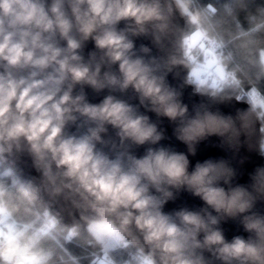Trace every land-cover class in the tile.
I'll list each match as a JSON object with an SVG mask.
<instances>
[{
  "label": "water",
  "instance_id": "obj_1",
  "mask_svg": "<svg viewBox=\"0 0 264 264\" xmlns=\"http://www.w3.org/2000/svg\"><path fill=\"white\" fill-rule=\"evenodd\" d=\"M183 25L176 0H0V149L61 226L109 220L153 264H264L258 116L188 82Z\"/></svg>",
  "mask_w": 264,
  "mask_h": 264
},
{
  "label": "trees",
  "instance_id": "obj_2",
  "mask_svg": "<svg viewBox=\"0 0 264 264\" xmlns=\"http://www.w3.org/2000/svg\"><path fill=\"white\" fill-rule=\"evenodd\" d=\"M176 1L184 20L182 37L199 28L203 45L219 55L228 74L217 86H210L208 82L194 83L187 77L188 82L200 91L248 101L264 126V63L260 58L264 51V0ZM203 38H213L214 47L203 42ZM190 51L202 59L203 49L199 44ZM184 57L190 67L194 62ZM252 87L263 105L252 104L247 98L245 92ZM259 152L264 160V129ZM0 207L7 212L13 235L8 238L0 235V264H16L21 254L32 258V263L27 264H106L97 257L102 244L88 222L74 227L56 223L10 168L1 149ZM44 219L52 223L50 229L45 228ZM9 250L12 254L6 258ZM144 255L125 238L106 250L107 258L117 264H138Z\"/></svg>",
  "mask_w": 264,
  "mask_h": 264
},
{
  "label": "rangeland",
  "instance_id": "obj_3",
  "mask_svg": "<svg viewBox=\"0 0 264 264\" xmlns=\"http://www.w3.org/2000/svg\"><path fill=\"white\" fill-rule=\"evenodd\" d=\"M182 8H184L183 5ZM202 37L203 33L199 28L182 37L183 53L188 57L189 61L194 62L188 68L187 77L194 83L202 84L204 82H208L210 86H217L221 80L227 79L228 74L221 63L219 55L209 46L203 45ZM196 44H199V46L203 49L202 59L198 58L192 53V51H190V49ZM260 58L264 63V51H261ZM245 94L252 104L263 105L262 99L255 88H249ZM7 218V212L0 207V235L3 234L8 238L13 235L11 234V222H9ZM4 225L6 226L5 232L3 231ZM88 227L101 242L102 246H104L103 248L105 250H107V247L109 248L115 243L124 240L122 233L118 231L109 220H91L88 221ZM11 254L12 250H9L5 253V257L10 258ZM16 261H18L16 264H27L32 263L33 260L29 255L21 254L19 256V260ZM150 263L152 264L151 260L147 261L145 264Z\"/></svg>",
  "mask_w": 264,
  "mask_h": 264
},
{
  "label": "clouds",
  "instance_id": "obj_4",
  "mask_svg": "<svg viewBox=\"0 0 264 264\" xmlns=\"http://www.w3.org/2000/svg\"><path fill=\"white\" fill-rule=\"evenodd\" d=\"M7 7V5L5 6ZM87 159H91V157H88ZM155 165L158 168H163L165 171H170L171 168L175 167V164H170V162H167L164 160L163 156H157L154 161ZM153 167L152 161H145L142 165L143 170L151 172ZM258 182L264 183V172H261L256 177ZM249 251H254V249L250 248Z\"/></svg>",
  "mask_w": 264,
  "mask_h": 264
},
{
  "label": "built area",
  "instance_id": "obj_5",
  "mask_svg": "<svg viewBox=\"0 0 264 264\" xmlns=\"http://www.w3.org/2000/svg\"><path fill=\"white\" fill-rule=\"evenodd\" d=\"M203 42H205L207 45H210V46H213L215 44V40L213 38H210L208 40L203 38ZM260 129L263 132L264 126L261 124H260ZM46 213H48V212L46 211ZM43 224H44L46 229H50V227L52 226V223L46 219H44ZM97 257L99 258V260H101L102 262H104L106 264H117L116 262L107 258L106 251L104 249H101V252ZM147 261H148V257L144 255L142 257V259L139 260L138 264H145V262H147Z\"/></svg>",
  "mask_w": 264,
  "mask_h": 264
},
{
  "label": "bare ground",
  "instance_id": "obj_6",
  "mask_svg": "<svg viewBox=\"0 0 264 264\" xmlns=\"http://www.w3.org/2000/svg\"><path fill=\"white\" fill-rule=\"evenodd\" d=\"M183 28H184V25H183ZM182 48H183V45H182ZM184 55V54H183ZM186 62H187V60H186ZM187 67L189 68V66L187 65ZM188 71V70H187ZM257 115V114H256ZM147 256V255H146ZM148 257V256H147ZM148 259H149V257H148Z\"/></svg>",
  "mask_w": 264,
  "mask_h": 264
},
{
  "label": "crops",
  "instance_id": "obj_7",
  "mask_svg": "<svg viewBox=\"0 0 264 264\" xmlns=\"http://www.w3.org/2000/svg\"><path fill=\"white\" fill-rule=\"evenodd\" d=\"M102 247H104V246H102ZM108 248V247H107Z\"/></svg>",
  "mask_w": 264,
  "mask_h": 264
}]
</instances>
